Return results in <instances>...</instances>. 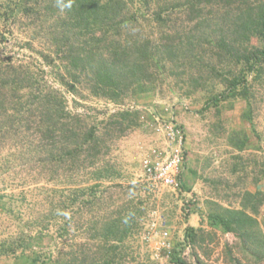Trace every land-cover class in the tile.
I'll list each match as a JSON object with an SVG mask.
<instances>
[{
    "label": "rangeland",
    "instance_id": "obj_1",
    "mask_svg": "<svg viewBox=\"0 0 264 264\" xmlns=\"http://www.w3.org/2000/svg\"><path fill=\"white\" fill-rule=\"evenodd\" d=\"M12 5L0 0V264H53L80 251L95 258L102 225L119 215L132 224L114 245L134 264H175V256L186 264H264V233L262 238L255 231L262 244L245 251L238 235L213 223L227 210L264 200V73L257 81L248 77L249 99L226 96L238 64L202 35V48L185 60L184 76L169 73L153 90L122 104L87 89L74 94L54 82L42 58L54 50L51 44L39 37L34 50L27 46L53 20L40 15L16 22L6 13ZM176 13L179 32L195 30L188 21L194 15ZM156 28L143 31L160 41ZM250 44L242 54L262 46L257 39ZM200 63L201 75L195 69ZM200 76L197 86L192 77ZM34 87L54 91L62 101L58 118L97 124L107 154L95 159L81 153L75 163L63 162L65 150L41 136L42 119L55 110L31 105ZM215 96H221L218 105ZM126 110L132 114L123 117ZM171 127L181 131L185 154V187L177 190L150 180L142 168L152 150L167 155L178 144L167 141ZM104 167H113L115 175L101 183L96 174ZM256 218L263 228L264 203Z\"/></svg>",
    "mask_w": 264,
    "mask_h": 264
},
{
    "label": "trees",
    "instance_id": "obj_2",
    "mask_svg": "<svg viewBox=\"0 0 264 264\" xmlns=\"http://www.w3.org/2000/svg\"><path fill=\"white\" fill-rule=\"evenodd\" d=\"M8 1L13 5L6 10L7 16L10 13L16 22L41 16L47 22L53 20L51 27H43L39 35H32L27 46L34 50L33 43L39 37L51 44L54 50L42 52V58L49 65L54 82L68 87L74 94L80 93V89H87L96 97L122 104L129 96L153 90L168 78L169 73L171 78L184 76L188 66L185 60L197 48H202V35L238 64V72L229 81V94L226 96L247 100L250 98L248 77L254 75L255 81L263 78L264 0ZM40 8L45 9L46 13H42ZM180 9H184L187 16L194 15L188 19L194 31L179 32L173 16ZM152 25L161 31L160 41L143 31ZM43 33L45 36H42ZM253 39L261 41L262 46L242 54L247 50L243 48L251 45ZM200 65L202 63L195 69L201 75ZM194 77L192 81L200 85L202 76L198 79ZM33 91L37 92V96L31 105L41 111L55 110L46 113L42 119L44 127L41 136L47 145H59L65 150L63 162L75 163L81 153L86 158L95 159L107 154L108 147L103 145L105 140L100 137L97 124L82 127L80 119L71 121L69 118H58L64 105L53 97L55 92L47 89L44 92L40 87L32 88ZM220 98L214 97L215 105H218ZM249 108L251 111V104ZM120 114L125 117L132 113L126 110ZM103 169L96 174L101 183L115 175L113 167ZM248 196L251 194L247 193ZM252 203L250 206L246 203L239 210H227L225 215L213 219V223L238 235L245 251L252 249V245L259 247V243L262 244V240L256 241L255 231H260L262 238L264 233V227L261 228L256 218L264 200L258 198ZM131 224L130 217L123 218L120 215L114 221L105 222L102 225L103 234L98 238L100 252L95 254V258L88 252L80 251L63 255L53 264H134L135 260L120 256L118 246L114 245V242H123ZM187 233L189 239L193 240L189 229ZM172 262L186 264L180 256H175Z\"/></svg>",
    "mask_w": 264,
    "mask_h": 264
},
{
    "label": "built area",
    "instance_id": "obj_3",
    "mask_svg": "<svg viewBox=\"0 0 264 264\" xmlns=\"http://www.w3.org/2000/svg\"><path fill=\"white\" fill-rule=\"evenodd\" d=\"M182 133L175 127L169 128L167 141L178 144L170 146L167 155L161 150H152L151 156L143 160V173L150 180L161 183L164 187L180 189L183 186L185 154L181 147Z\"/></svg>",
    "mask_w": 264,
    "mask_h": 264
}]
</instances>
